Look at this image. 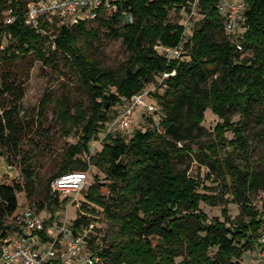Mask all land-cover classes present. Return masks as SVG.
<instances>
[{
  "label": "trees",
  "instance_id": "16d2710c",
  "mask_svg": "<svg viewBox=\"0 0 264 264\" xmlns=\"http://www.w3.org/2000/svg\"><path fill=\"white\" fill-rule=\"evenodd\" d=\"M30 1L0 0V60L8 64L0 77V155L11 166L19 163L25 178L24 184L0 180V247L11 228L8 222L19 209V194L26 193L32 208L56 219L68 200L61 201L51 183L65 174L86 172L89 165L78 156L88 154L108 183L96 179L71 225L80 235L94 221L83 212L95 215L91 205L103 209L117 228L115 238L97 252L104 264H241L259 246L264 232V213L251 201L253 191L264 188V172L256 169L264 166V158L251 161L252 143L245 133L254 118L264 124V0H245L248 31L238 40L226 33L218 8L221 0H200L202 20L194 23L190 37L187 26L173 21L171 14H191L193 0H130L119 5L118 13L96 21L61 27L41 22L38 28L26 23ZM9 10L15 18L12 24L3 21ZM125 14L133 17L132 23L124 22ZM103 31L128 48L129 57L117 70L102 68L93 56ZM5 38L9 41L2 50ZM180 45L185 54L179 61H168L158 50ZM26 61L63 65L90 96L89 107H75L76 115L66 102L62 104L60 120L82 135L42 193L31 152L23 148L35 130V123L22 118L25 79L13 71ZM173 72L158 86L164 93H155L163 116L148 118L153 127L135 131L129 140L115 134L103 139L123 99L159 85L164 73ZM208 110L223 121L215 129L219 142L194 149ZM235 116H240L238 122L233 121ZM227 133L233 134L232 140ZM100 136L103 149L92 156L90 144ZM228 149L229 155L221 158ZM232 153L248 159L239 164ZM185 157L207 165L220 178L222 193H200V181L175 168V160ZM202 203L223 205L224 220H209ZM230 203L239 207L237 218L231 215ZM90 246L97 249L93 241Z\"/></svg>",
  "mask_w": 264,
  "mask_h": 264
},
{
  "label": "rangeland",
  "instance_id": "374dc122",
  "mask_svg": "<svg viewBox=\"0 0 264 264\" xmlns=\"http://www.w3.org/2000/svg\"><path fill=\"white\" fill-rule=\"evenodd\" d=\"M172 20L187 25V34L190 35L193 32L194 23L202 20V16L195 11L194 15L188 12L182 11L180 14L172 13ZM124 22L127 21L124 19ZM9 38L4 39L3 45L6 47ZM1 55V54H0ZM251 54H246L250 56ZM93 56L98 61L99 65L105 69L117 70L127 61L129 57V51L123 40H110L107 37V31H103L101 40L93 48ZM8 64H4L0 60V77L6 71ZM19 79H25L26 96L22 101V118L25 121H31L35 123V130L33 133H29L25 140L23 148L25 151H30L33 157L32 168L35 172L37 180V187L40 193L43 192L44 187L49 178L55 175L61 168L64 159L68 156L70 148L79 143L82 132L78 131L71 125H64L60 120L59 114H61L62 104L66 102L68 108L71 109V114L76 115L75 107H82L87 109L90 105V96L84 88H82L75 78L72 72L67 69H63L61 64L57 67H46L39 62L26 61L21 62L14 66L13 70ZM151 91V101L159 111L158 114H147L145 112L137 113L135 117V124L133 129L126 134H115L124 137L129 140L133 136L135 131L145 132L148 128L154 125L150 124L148 118L160 119L163 116L162 107L155 96V93L163 94L164 89H159L158 85H151L147 88ZM51 101L48 106L46 104ZM119 107V106H117ZM42 108V109H41ZM118 110V108L116 109ZM43 112V116H39V113ZM115 111V110H114ZM117 112L114 113V116ZM240 116L233 117L234 122H238ZM223 121L216 116L211 110H208L205 114V121L202 124L203 131L199 138L194 139L199 145H194V149H197L200 145L218 143V137L215 132L218 124ZM154 124H157L154 122ZM161 130V129H160ZM247 138L252 143V152L250 155L251 161H257L264 158V124L260 123L258 118H254L248 128L245 131ZM226 137L229 140L233 139L232 133H227ZM259 137L258 141L255 138ZM38 143L39 146L36 144ZM33 145V148L31 147ZM91 155L94 156L103 149L102 136L98 140H94L90 144ZM231 150H227L220 157H227ZM78 158L83 159L89 165V169L86 171L89 174L88 184L86 189L81 195L79 207L70 205L67 209L60 211L59 218L67 219L69 223L75 221L78 218V212L86 203V192L91 185H94L96 179L102 183H108L106 176L99 170L98 167L92 164L90 155L82 154ZM232 158L239 164H243L246 156H239L232 153ZM175 168L178 170L187 171L188 174L200 181L201 187L200 193L209 195H219L222 193V186L220 178L213 171L201 161L195 158L185 157L176 159L174 162ZM256 169L264 172V166L257 165ZM0 180L5 184H13L19 182L24 184L25 178L22 173V168L19 163L16 166H11L6 158L0 155ZM104 195L109 194L107 188L102 189ZM19 204L23 207H32L33 205L26 197V193H21L18 196ZM37 201L40 197L36 198ZM252 204L262 213H264V188L258 187L251 195ZM223 205L210 206L205 203L201 204V210L204 211L209 220L213 218L222 217ZM91 208L96 209V214H89L83 212L85 215L93 216L94 221L92 224L85 228L89 230L88 243L91 253H97L101 250L105 244L112 241L116 234L117 228H113L110 221L105 217L103 209L95 205H91ZM230 212L233 218H237L240 214L238 205L234 203L229 204ZM10 230L12 229V222H8ZM94 227L91 229V227ZM84 229V230H85ZM107 239V242H105ZM119 240V239H117ZM90 241L94 242V246L97 248L93 250L90 246ZM106 244V245H107ZM261 252L260 246L254 251L247 253L241 264H259ZM177 261H181L178 259Z\"/></svg>",
  "mask_w": 264,
  "mask_h": 264
},
{
  "label": "built area",
  "instance_id": "2783aa9c",
  "mask_svg": "<svg viewBox=\"0 0 264 264\" xmlns=\"http://www.w3.org/2000/svg\"><path fill=\"white\" fill-rule=\"evenodd\" d=\"M128 1L130 0H31L27 5L25 19L28 25L35 28L41 22L58 23L59 27L70 26L79 21L90 22L102 16H112L118 13L120 4ZM199 2L200 0H193L191 15L195 14ZM218 8L224 19L227 35L237 40L243 38L248 31L246 1L221 0ZM4 15V23L12 24L15 21L12 10ZM124 19L126 23L133 22L130 14H125ZM4 48L2 45L1 49ZM158 50L168 61L182 60L185 54L183 45L176 48L159 47ZM175 74L176 72L164 73L158 86ZM150 98L151 91L145 89L131 99H123V104L118 107V114L108 122L103 139L110 134L130 132L139 112L156 114L158 110ZM88 179L87 172L65 174L53 180L51 190L61 201L68 200L67 209L70 205L79 207ZM10 222L12 229L1 242L0 264H104L100 255L89 250V230L85 229L82 234L76 235L68 218L53 219L47 211L39 212L36 208L19 204V209ZM93 228L92 226L91 229ZM259 246L261 256L258 263L264 264V232Z\"/></svg>",
  "mask_w": 264,
  "mask_h": 264
}]
</instances>
